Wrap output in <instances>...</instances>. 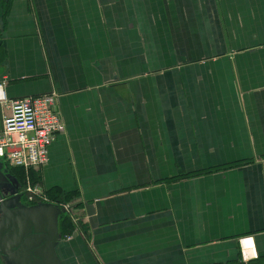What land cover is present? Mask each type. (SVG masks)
I'll return each instance as SVG.
<instances>
[{"label":"crops","instance_id":"obj_1","mask_svg":"<svg viewBox=\"0 0 264 264\" xmlns=\"http://www.w3.org/2000/svg\"><path fill=\"white\" fill-rule=\"evenodd\" d=\"M1 82L65 124L34 173L81 219L40 264H264V0H0Z\"/></svg>","mask_w":264,"mask_h":264},{"label":"built area","instance_id":"obj_2","mask_svg":"<svg viewBox=\"0 0 264 264\" xmlns=\"http://www.w3.org/2000/svg\"><path fill=\"white\" fill-rule=\"evenodd\" d=\"M5 86V82L0 83V161L27 173L39 170L48 163L50 146L65 132V124L58 113L57 96L10 99ZM25 193L31 203L60 205L50 202L39 185L33 189L27 184ZM63 207L69 211V207ZM72 238L68 236L67 240Z\"/></svg>","mask_w":264,"mask_h":264},{"label":"water","instance_id":"obj_3","mask_svg":"<svg viewBox=\"0 0 264 264\" xmlns=\"http://www.w3.org/2000/svg\"><path fill=\"white\" fill-rule=\"evenodd\" d=\"M7 173L8 171L0 161V214L5 210V212L12 213V215L15 214L17 217V221L10 223L9 227L14 228L16 226L15 228L18 231V238L14 239L19 244L17 252H23L24 258L29 255L26 262L22 264H28L30 256H33L35 259L31 260L30 264H40L42 256H45L41 253V250L49 249V247L54 249L57 242L60 241L58 219L61 215L65 214V211L59 206L52 204H41L31 207L22 205L16 181H10L6 177ZM44 217H50L47 227L43 222L44 220H42ZM23 223L25 227L28 224L29 226L27 227H31V230H29L31 236H28L29 234H27L26 230H22ZM46 228H49L47 237L44 234ZM8 231L9 234H14L15 229L8 228ZM39 248L41 249L40 251H38Z\"/></svg>","mask_w":264,"mask_h":264},{"label":"flooded vegetation","instance_id":"obj_4","mask_svg":"<svg viewBox=\"0 0 264 264\" xmlns=\"http://www.w3.org/2000/svg\"><path fill=\"white\" fill-rule=\"evenodd\" d=\"M8 173L6 175V177L10 180V181H15L12 178V170L11 168H5ZM15 186V185H14ZM16 186L19 188V194H20V200L22 205L26 206V207H31L34 204L31 203L30 201H28L27 197H26V193H25V189L24 186L22 184V182L18 179V181H16ZM15 215V214H14ZM14 222V217L12 215V213H7L5 212V210H3V212L0 214V228L1 227H9L10 223ZM38 253V252H37ZM41 253H43V251H41ZM5 250L4 249H0V256L4 259V261L6 262V264H13L14 263V256H12V254H8V256L5 255ZM29 255H27L25 258H23V262L22 260H20L22 263L26 262V259H28Z\"/></svg>","mask_w":264,"mask_h":264},{"label":"rangeland","instance_id":"obj_5","mask_svg":"<svg viewBox=\"0 0 264 264\" xmlns=\"http://www.w3.org/2000/svg\"><path fill=\"white\" fill-rule=\"evenodd\" d=\"M12 172H14V174H16V170L14 168H11ZM25 171V170H24ZM34 171L35 170H32V171H29L28 173L25 171V176H24V179L21 181L23 186H24V189L26 188L27 184H31L33 189L37 187V185H39L41 188H43L42 184L40 183V181H36V179L34 178L33 179V175H34ZM27 175L29 177V181L27 182ZM18 177V176H17ZM45 194L47 195V199L50 200V202H55V203H59L60 205H66L67 207H69V215L72 216L70 217V219H72V224L74 225V222L78 221L81 219L79 213L77 212L76 208H75V204H77V201H76V196L75 195H70V199H66V200H63V199H53L51 198L47 191L45 190ZM39 201V200H38ZM34 205L35 204H38V203H33ZM75 220V221H74ZM74 221V222H73ZM69 236H71V234H69Z\"/></svg>","mask_w":264,"mask_h":264},{"label":"trees","instance_id":"obj_6","mask_svg":"<svg viewBox=\"0 0 264 264\" xmlns=\"http://www.w3.org/2000/svg\"><path fill=\"white\" fill-rule=\"evenodd\" d=\"M16 170V176H18L17 178L22 181L24 179V176H25V171L24 169L22 168H14ZM33 179L35 178L36 181H39L38 179V176L34 173V175L32 176ZM28 178V175L27 177ZM22 179V180H21ZM48 195L53 198V199H63V200H66V199H70V195H55V193H53V190L51 191H47ZM62 230H63V233H64V236H68L70 233H72L74 231V225L72 224L71 222V219H69L68 217H66L64 219V222L62 223Z\"/></svg>","mask_w":264,"mask_h":264}]
</instances>
